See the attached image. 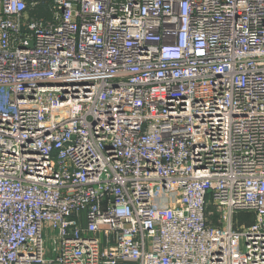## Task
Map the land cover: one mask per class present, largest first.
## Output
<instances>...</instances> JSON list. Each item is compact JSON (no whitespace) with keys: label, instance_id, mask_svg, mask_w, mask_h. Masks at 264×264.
<instances>
[{"label":"built area","instance_id":"2783aa9c","mask_svg":"<svg viewBox=\"0 0 264 264\" xmlns=\"http://www.w3.org/2000/svg\"><path fill=\"white\" fill-rule=\"evenodd\" d=\"M0 264H264V0H0Z\"/></svg>","mask_w":264,"mask_h":264},{"label":"rangeland","instance_id":"374dc122","mask_svg":"<svg viewBox=\"0 0 264 264\" xmlns=\"http://www.w3.org/2000/svg\"><path fill=\"white\" fill-rule=\"evenodd\" d=\"M245 215L247 216V215H250L251 216V218L250 219H247L246 217H245ZM217 217V215L215 214V217H212V214H211V216L209 217V219H210V222L211 223H215L216 224V222H218V218H216ZM235 220H237L236 222H238V223H241V224H251V223H253V221L255 220V215L253 214V213H241V214H238L237 216H236V219Z\"/></svg>","mask_w":264,"mask_h":264},{"label":"trees","instance_id":"16d2710c","mask_svg":"<svg viewBox=\"0 0 264 264\" xmlns=\"http://www.w3.org/2000/svg\"><path fill=\"white\" fill-rule=\"evenodd\" d=\"M245 217H246L247 219H250V218H251V216H250V215H247V216L245 215Z\"/></svg>","mask_w":264,"mask_h":264},{"label":"water","instance_id":"95a60500","mask_svg":"<svg viewBox=\"0 0 264 264\" xmlns=\"http://www.w3.org/2000/svg\"><path fill=\"white\" fill-rule=\"evenodd\" d=\"M21 30H22L23 32L25 31V29H24V28H22Z\"/></svg>","mask_w":264,"mask_h":264}]
</instances>
